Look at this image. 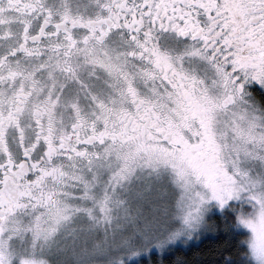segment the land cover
Here are the masks:
<instances>
[{"label":"snow or ice","instance_id":"1","mask_svg":"<svg viewBox=\"0 0 264 264\" xmlns=\"http://www.w3.org/2000/svg\"><path fill=\"white\" fill-rule=\"evenodd\" d=\"M0 264H264V0H0Z\"/></svg>","mask_w":264,"mask_h":264}]
</instances>
